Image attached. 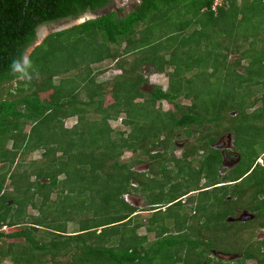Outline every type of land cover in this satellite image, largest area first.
Listing matches in <instances>:
<instances>
[{"label": "trees", "instance_id": "1", "mask_svg": "<svg viewBox=\"0 0 264 264\" xmlns=\"http://www.w3.org/2000/svg\"><path fill=\"white\" fill-rule=\"evenodd\" d=\"M214 2L141 0L122 15L123 8L111 9L50 33L27 53L41 25L110 9L112 1L0 0V264H210V249L225 251L230 243L242 251L237 233L246 226L226 221L235 216L226 197L240 192L238 203L250 197L255 209L264 194V174L256 175L264 150L251 155L236 147L242 134L264 129V94L257 95L264 91V0H219L212 10ZM156 25L162 27L154 32ZM210 43V75L231 85L202 99L185 75L194 65L199 70L191 45ZM236 49L241 57L230 63L227 55ZM108 59L121 73L96 83L101 71L93 65ZM144 66L165 74L167 88L150 84L139 72ZM181 98L191 104L181 106ZM70 117L77 121L65 128ZM117 119L128 133L110 126ZM225 124L241 153L220 175L223 156L213 145ZM50 125L62 132L61 142L45 139ZM175 129L199 134L179 158L170 142ZM104 139L110 143L102 145ZM40 149L44 161L27 166L24 157ZM140 164H148L147 172L134 170ZM150 175L161 177L153 188L167 186L168 194L138 209L125 196L149 195ZM252 175L247 189L239 188ZM181 176L187 185L178 184ZM211 187L219 209L212 229L204 213Z\"/></svg>", "mask_w": 264, "mask_h": 264}, {"label": "rangeland", "instance_id": "2", "mask_svg": "<svg viewBox=\"0 0 264 264\" xmlns=\"http://www.w3.org/2000/svg\"><path fill=\"white\" fill-rule=\"evenodd\" d=\"M141 0H112V4H111V7L110 9H101L99 12H95V13H86L82 16L79 17L78 21L76 20H63V21H58V22H55V23H52V24H48V25H41L40 27H38L37 29V32H39L42 28H46L48 32H51L52 30H56L58 28H66V27H69L71 26L74 21L76 22H80L82 21L83 19H91L93 17H95L96 15L98 14H101L107 10H111V9H119V8H122V6H125L126 7V11L124 12H128L129 10L131 9H134L136 6L139 5ZM165 8V7H164ZM177 11V10H175ZM174 16L178 19L179 18V13L178 12H174ZM75 24V23H74ZM162 26H154V32H157L158 30L161 29ZM246 28V26H244V28L241 30L243 32V30ZM45 29V30H46ZM167 30V28H165ZM43 31V30H42ZM261 32H264V30L261 29ZM215 39V38H214ZM219 40V39H218ZM216 40V41H218ZM215 45V43L213 44H209V48H206L205 46H197L192 44L191 47H192V57L193 59H197L199 62L198 65H199V70H197V67L196 65H194V68L192 69L191 72L187 73L185 75V77L188 78H192L193 81L195 82L193 84V88L196 90V91H199L200 94H201V97L202 99L203 98H212L215 96V94L217 93L218 90H225V86H229V84L231 85V83H229L228 81L225 82L224 79L222 78H218L219 75H217V78H215L213 75H210L211 72L213 71V67L212 65H210L211 62H215V56L212 58L211 54H210V49ZM236 45L237 47L241 45V42H236ZM264 47V46H263ZM235 48V47H234ZM237 50V49H236ZM229 53V52H228ZM225 54V53H224ZM229 55V56H228ZM227 57L229 62L232 63L236 60H238L240 57H241V54H240V51H232L230 52V54H228ZM245 64V62L243 60H241V63L240 65H243ZM94 69L97 70V71H101V73L96 77V83H102V82H113L114 80V77L117 76L118 74L121 73V69H118L115 67V64L112 60H106L105 62L101 63V64H98V65H93ZM151 69V68H149ZM240 71V69L238 70ZM141 73V75H143V77L147 78L148 79V82L150 84H153V85H158L160 87H162L163 89L167 88V83H168V79L166 77L165 74H159V73H154L152 71H147V67L144 66L142 67V69L139 71ZM223 75V73H220V75ZM61 78H54L53 79V82L54 84H58V82L60 81ZM264 94V91L261 92V94H257L258 97L263 95ZM112 98L110 97V95L106 98L105 100V103L106 101H110ZM180 102H181V106L183 107H187L188 105L191 104V100L190 99H185V98H181L180 99ZM260 105V103H257L254 108L258 107ZM161 109L162 111H167L169 109V106L166 104V103H163L161 105ZM159 108V107H158ZM75 111L77 112V107H75ZM251 110H253V108L249 109L247 112H250ZM229 115L234 117L236 114H237V111L235 110H232V111H228ZM122 115V114H121ZM123 116V115H122ZM123 119V117H121ZM77 121V118L76 117H70V118H66L63 122V125L65 128H70L72 127L73 125H75ZM232 122H235V119L233 118L232 119ZM236 123V122H235ZM109 124L110 126L115 129V130H118L121 129V130H124L126 131L127 133L129 132V129L127 127H123L120 125V119L116 120V121H109ZM226 128L225 131H223L219 138L217 139V142L216 143H220L221 141H225L226 143H229L230 144V148H222L220 149V151L222 152V156H226V152H231V153H234L236 155H232L230 154L229 157H227L226 159L223 158L222 160V168L221 170H219V173L220 175H224L227 171L231 170L233 167H235L236 163L238 162V155L242 152V150L244 151H247L248 154H254V153H259L261 151L264 150V129H262V131H260V133H257L256 131H249V132H246L243 135V137H240L239 140H238V143L236 145L237 148H239V150L241 151L239 153V151L235 148L234 144H233V140H234V135H233V131L230 130L232 129L230 124L227 125L225 124L224 125ZM117 127V128H116ZM208 127V125L206 126H203L201 127V130H204ZM230 128V129H229ZM28 130V128H27ZM186 129H175L173 130V133H172V137H170L171 139V143L172 145L174 146V150H173V154L175 155V157L179 158L181 156V153L185 150L186 146L191 144L192 142L196 141V138L198 137L199 134H196L194 131V129H191V135L190 136H187L186 135ZM80 132H83V124L80 126L79 128V136H80ZM242 133V132H241ZM69 135H71V132L69 131L68 132ZM45 139L51 143L49 140L50 139H53L54 141H57V142H61L62 141V132L59 130V129H54L51 125H50V128H49V131L46 130L45 132ZM165 138V135L161 136V139H164ZM110 139V138H109ZM109 139H104V140H100V141H103L102 145H105V144H109ZM112 139V137H111ZM0 144L2 145L3 144V141L0 142ZM11 145H12V142L9 141L8 144H7V148L10 149L11 148ZM246 148V149H245ZM43 150V149H42ZM41 149L38 150V151H34L32 153H29L27 156L24 157V161H25V164L28 166L31 162L35 161H44L43 157H42V151ZM131 154L130 153H124L123 155V158H128L130 157ZM239 158H240V155H239ZM264 154H262V156L260 157V161L257 160L258 163H260L261 165L263 164L264 162ZM225 164V165H224ZM197 165V162H194V166ZM14 166V165H13ZM70 168H74L73 166H70ZM134 170L137 171V172H147L148 170V164H140V165H136L134 166ZM257 173V174H256ZM256 175H260V177L262 176L263 177V174H264V169H260L256 171ZM149 178H153L154 180H148L147 181V191L149 192V195H146L145 198H143V196L139 195L138 193H135V194H130V195H127L125 196V200L132 206L138 208V209H147L148 208V205L146 204L148 200H151L152 198H155L157 195H159L158 197H160V199L162 198L161 195H164V196H167V192L169 190V188L166 186V187H163V188H160V187H156V188H153L154 185H156L157 182L160 181V176H153V175H150L148 176ZM252 176H250L249 178L247 177V179L242 182H240L239 184V188H244V189H247L246 185L247 183H251L252 182ZM63 178V176H60V179ZM35 179V176H32L30 178L31 181H34ZM259 179V178H258ZM179 180V181H178ZM177 180L178 184L181 185V184H185L187 185V182L184 181V177L181 176L179 177V179ZM195 180V179H194ZM42 181H45L47 182L46 180H41L40 182ZM156 181V182H155ZM182 182V183H181ZM196 184V182L193 183V181H190L189 183V187L190 186H194ZM244 186V187H242ZM188 187V188H189ZM9 190H11V188H8ZM232 194L229 195V205L230 207H233V208H236L237 205L241 206V205H244L246 208L249 209L250 207V203H251V198L250 197H247V202H244V203H241L240 204L238 203L240 201V197L238 196V194L240 192H236L234 193V196H233V192H231ZM249 193V192H248ZM193 194H196V193H193ZM241 194V193H240ZM250 194V193H249ZM210 196H212L213 198L211 199V201H208L207 204V207H205V210H204V213L206 214L205 218L211 220V221H208L207 224H208V227H211L214 228L215 225H216V220H215V216L217 214V210L219 209H216V207H213V200L214 198H216L217 196V192H212L210 193ZM251 196V195H250ZM52 197V196H51ZM208 197H209V191H208ZM252 197V196H251ZM212 202V204H211ZM255 204V207L257 208V210H259V212L261 211H264V194H262L261 196H259V198H257V202L254 203ZM243 206V207H244ZM177 209V206L173 207L172 210H176ZM28 213L31 214V215H36L37 214V211L33 208H28ZM244 213V214H243ZM248 212L247 211H240V212H236L235 216L232 218L231 216H229L231 219H234L233 221L231 222H238V218L241 217V216H244V215H247ZM264 214V212H263ZM146 216V215H145ZM105 217V215H104ZM226 218V221H228V218ZM200 220H201V223L204 222V219L202 217H200ZM230 223V222H228ZM74 225L73 224H69L67 229H68V232H71V231H74ZM246 229H249V228H244V231H239L237 234H238V243L240 245V249L243 248V241L242 240L243 238L246 240V239H252L254 237V233L252 232H255V231H252L250 232V234L247 233ZM144 229H140L138 232L142 235L144 233ZM242 237V238H240ZM154 238V235L151 234L149 236V240H152ZM227 249L228 250H231V251H235V246H232L230 243H228L226 245ZM211 251L212 250H218V249H210ZM224 251V250H223ZM226 251V250H225ZM209 253V251H208ZM210 257L209 261H216V259L213 258V255L210 256V253L208 255ZM5 264H11V261L9 259H5L4 260Z\"/></svg>", "mask_w": 264, "mask_h": 264}, {"label": "flooded vegetation", "instance_id": "3", "mask_svg": "<svg viewBox=\"0 0 264 264\" xmlns=\"http://www.w3.org/2000/svg\"><path fill=\"white\" fill-rule=\"evenodd\" d=\"M122 8L124 10L121 12V15L126 13L124 12L126 11V7L122 6ZM114 10L118 11L119 9H114ZM99 11H96V13ZM92 13H95V12H92ZM37 33L38 32H36V37H37ZM42 33L43 31H41V34ZM227 184L229 183H226L225 185ZM214 187L209 188L210 193L215 192ZM257 197L259 198V196ZM229 199H230L229 196H227L226 200H229ZM253 206H255L254 203H253ZM232 211L234 215L236 214V212H240V211L248 212L247 215L251 216L252 218L246 221H238V222L244 223L246 228H249V229H246V231L248 230L247 231L248 234H250V232L252 231H255V232H252L255 235L252 239L250 240L248 239L247 242L246 241L243 242V245H242L243 248L241 249L242 250L241 252L239 251L233 252L231 250H228L227 247H225L226 251L209 250L210 256L213 255V258L216 259V261L214 262L210 261V264H264V225H263L264 224V214H263L264 211H261V213L263 214V216L261 217L259 216V213H260L259 210H257L256 207L255 209H253L252 206L249 207V209L246 207L237 206L236 208H233Z\"/></svg>", "mask_w": 264, "mask_h": 264}, {"label": "water", "instance_id": "4", "mask_svg": "<svg viewBox=\"0 0 264 264\" xmlns=\"http://www.w3.org/2000/svg\"><path fill=\"white\" fill-rule=\"evenodd\" d=\"M95 17H97V16H95ZM95 17H93V18H95ZM84 20V19H83ZM83 20L82 21H80V22H76V21H78V19H76V21H74V23L71 25V26H69V27H62V28H58V29H56V30H52L51 32H48L47 31V29L45 30V33L44 34H41V31L42 30H44V28H42L38 33H37V37H36V41H35V44L32 46V47H30L29 49H28V52L27 53H30L37 45H39L43 40H44V38L47 36V35H49L50 33H55V32H59V31H62V30H65V29H68V28H71L72 26H75V25H78V24H81L82 22H83ZM213 148L214 149H218V150H220V149H222V148H230V144L229 143H226L225 141H221L220 143H215L214 145H213ZM226 156H223V158L224 159H226L227 157H229L230 156V154H234V153H231V152H226ZM234 155H236V154H234ZM228 159V158H227ZM237 159H238V162H239V155H238V157H237ZM237 162V163H238ZM236 163V164H237ZM225 165V164H224ZM244 214V213H243ZM250 218H252L251 216H248V215H244V216H241V217H239L238 218V220L239 221H246V220H248V219H250ZM234 219H231L230 217L228 218V222H231V221H233Z\"/></svg>", "mask_w": 264, "mask_h": 264}, {"label": "built area", "instance_id": "5", "mask_svg": "<svg viewBox=\"0 0 264 264\" xmlns=\"http://www.w3.org/2000/svg\"><path fill=\"white\" fill-rule=\"evenodd\" d=\"M218 4H219V0H216V1L214 2V4H213V7H212V9L214 10V9H215V7H216Z\"/></svg>", "mask_w": 264, "mask_h": 264}, {"label": "clouds", "instance_id": "6", "mask_svg": "<svg viewBox=\"0 0 264 264\" xmlns=\"http://www.w3.org/2000/svg\"><path fill=\"white\" fill-rule=\"evenodd\" d=\"M216 1V0H215ZM212 7H213V5H212ZM213 10V9H212ZM121 120V119H120ZM222 153V152H221ZM259 160V159H258ZM209 189V188H208ZM208 189H204V190H208Z\"/></svg>", "mask_w": 264, "mask_h": 264}, {"label": "bare ground", "instance_id": "7", "mask_svg": "<svg viewBox=\"0 0 264 264\" xmlns=\"http://www.w3.org/2000/svg\"><path fill=\"white\" fill-rule=\"evenodd\" d=\"M43 33H45V29L43 30ZM43 33H42V34H43ZM259 161H260V160H259Z\"/></svg>", "mask_w": 264, "mask_h": 264}]
</instances>
